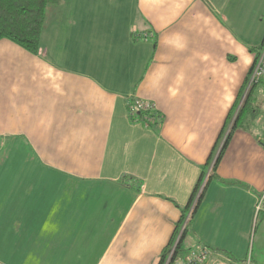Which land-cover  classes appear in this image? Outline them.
<instances>
[{"label":"crops","instance_id":"crops-1","mask_svg":"<svg viewBox=\"0 0 264 264\" xmlns=\"http://www.w3.org/2000/svg\"><path fill=\"white\" fill-rule=\"evenodd\" d=\"M263 40L264 0H59L37 54L1 39L0 264H157L209 169L189 234L243 260L264 82L229 120ZM253 229L264 244V200Z\"/></svg>","mask_w":264,"mask_h":264},{"label":"trees","instance_id":"trees-1","mask_svg":"<svg viewBox=\"0 0 264 264\" xmlns=\"http://www.w3.org/2000/svg\"><path fill=\"white\" fill-rule=\"evenodd\" d=\"M58 1L59 0H0V40L7 39L25 49L26 51L30 52L31 54H37L40 47V35L45 22L46 8L48 5L57 4ZM254 51L256 53V50ZM250 93H248V96L244 101L242 108L238 110V114L236 115L234 123L231 126L229 134L238 127H243V121L241 120H243L247 115H250L251 111L248 112V110L251 109L249 104L251 95ZM151 116H153L155 120L152 125H159L161 122L159 112H154L151 114ZM142 121L144 123L146 122L144 118ZM225 141H227V139ZM225 145L226 142L223 143L220 149L221 152L224 150ZM216 163H214L213 166H215ZM201 179L202 176L198 179V182L192 191L187 205L182 210L181 217L176 224L172 238L163 248L157 264H175L174 261L177 258H185L189 251L192 250H194L195 252L206 251L207 253H209L211 256L209 255L210 257L207 259L206 264H211L215 260H218L219 256L221 258H230L223 253L222 255L219 250L217 251L208 246L198 245V243L191 244L190 242H188V245H186L189 223L191 222L190 219L192 220V216L201 196L197 201L194 211L191 214L189 221L186 223L182 234L177 238L179 227L183 223L185 214L193 202L194 195L196 194ZM172 248H174L173 256L169 259L168 262H165Z\"/></svg>","mask_w":264,"mask_h":264},{"label":"built area","instance_id":"built-area-1","mask_svg":"<svg viewBox=\"0 0 264 264\" xmlns=\"http://www.w3.org/2000/svg\"><path fill=\"white\" fill-rule=\"evenodd\" d=\"M262 46L256 51L253 64L248 72V80L247 82L245 81L244 88L242 91V93H244L243 98L246 96V94L249 92V90L252 88L254 84H257L261 82L262 80H264V45ZM127 106H128V110H129L130 116L133 121L139 120L140 116L143 115V118L146 120L145 122L146 125H152L154 123L155 121L154 117L151 116L152 113L157 112L156 111L157 109L154 104L148 101L140 100L133 96L128 99ZM237 113L238 111L233 115L232 121L230 122L231 123L230 127L232 125V122H234L235 116L237 115ZM224 139L221 144V147L223 143L225 142ZM260 143L264 145V137L260 140ZM212 164H214V161L212 162ZM209 170L204 175V177L201 179L200 184L198 185V189L196 191V194L194 195L193 202L185 214L183 223L179 227L177 238L182 234V231L186 223L189 221L191 214L193 213L194 208L196 206V203L199 200L203 192L204 186L209 177V172H210ZM263 200H264V196H260L254 207V222L256 221L259 212L261 211ZM173 249L174 248L170 250L165 262H168L169 259L173 256ZM209 255L210 254L207 253L206 251L195 252L194 250H192V251H189V253L186 255L185 258L179 257L174 262L175 264H206L207 259L211 256ZM252 263L253 262H252L251 251H249L246 257L241 261L223 257V258H218V260H215L212 264H252Z\"/></svg>","mask_w":264,"mask_h":264},{"label":"rangeland","instance_id":"rangeland-1","mask_svg":"<svg viewBox=\"0 0 264 264\" xmlns=\"http://www.w3.org/2000/svg\"><path fill=\"white\" fill-rule=\"evenodd\" d=\"M264 43V40H263V42H262V45H264L263 44ZM261 45V46H262ZM261 46H259L258 48H257V50L261 47ZM263 47V46H262ZM256 50V51H257ZM247 80H248V73L246 74V78H245V81L247 82ZM262 82H264V80H262ZM256 84H254L253 86H255ZM243 88H244V85L242 86V89L240 90V92L238 93V96H237V99H236V102H235V106H234V108H233V114H232V116H231V118H230V120H229V123L232 121V117H233V115L238 111V110H240L241 108H242V106H243V103H244V101L246 100V98H247V96H248V93L246 94V96L243 98V94L244 93H242V91H243ZM127 109H128V106H127ZM128 112H129V110H128ZM238 114V113H237ZM129 115H130V113H129ZM141 117H143V115H141ZM130 118H131V116H130ZM235 118H236V116H235ZM132 119V118H131ZM160 119L162 120V116L160 115ZM234 122H232V124H233ZM227 128H228V126H227ZM127 205V204H126ZM194 215V214H193ZM194 218V217H193ZM263 216H262V214H260L259 215V218H258V221H257V223H258V225H257V228H259V226L261 225V223H262V221H263ZM195 219V218H194ZM190 223H189V231H188V234H187V238H186V245H188V242H190V243H192L193 244V242L194 241H192V239H191V236H190V234H189V232L191 233V228H192V226H193V228H194V222H193V219L191 220L190 219ZM256 222V221H255ZM255 222H254V217H252V221H251V223H250V225H251V228L248 230V242L246 243V246H245V250H246V253L248 254L249 253V251H251L252 252V264H264V244H262L261 242H259L258 241V236H259V233L261 232V229H259V232L257 231V234H255L254 233V226H255ZM253 226V227H252ZM210 231H213L212 229L210 230ZM213 233V232H212ZM255 235H256V238H255ZM263 237H264V233H263V235H262Z\"/></svg>","mask_w":264,"mask_h":264}]
</instances>
